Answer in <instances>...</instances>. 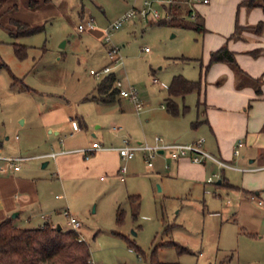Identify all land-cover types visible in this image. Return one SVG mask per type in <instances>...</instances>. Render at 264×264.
<instances>
[{"label": "rangeland", "instance_id": "obj_1", "mask_svg": "<svg viewBox=\"0 0 264 264\" xmlns=\"http://www.w3.org/2000/svg\"><path fill=\"white\" fill-rule=\"evenodd\" d=\"M33 1L39 8L29 9V0H8L0 6V135L9 138L3 140L2 149L9 155L33 156L18 162L21 185H8L0 194V208H16L4 218L19 228L51 223L72 230L62 214L68 209L80 222L76 231L89 246L91 264H264V208L250 200L251 193L245 197L217 185L221 173L212 161L205 165L204 181H191L170 174L157 154L147 166L138 152L121 161L127 169L124 181L105 171L72 180L57 173L53 160L36 156L58 150L70 134L74 137L65 148L92 138L106 147L121 146L123 138L149 145L155 137L177 143L206 139L205 126H191L200 118L194 93L176 99L189 107L183 116H169L162 104L173 76L198 80L200 63L209 54L207 31L160 25L162 20L149 17L124 22L105 42L101 30L140 7L143 0ZM13 3L17 9L8 12L11 7L6 6ZM200 5L192 7L195 16ZM81 7L93 20L91 32L77 31L83 21L78 15ZM184 20L190 24L195 18ZM16 22L43 30L14 37ZM16 47L24 57L16 56ZM111 47L118 48L119 63L110 64L116 80L123 88L134 87L145 105L137 113L132 102L122 98L127 115L122 123H113L110 116L98 119L90 100L96 96L93 88L98 80L89 70L109 63ZM72 106L83 116L87 131L71 130L66 115H72ZM113 125L121 130L112 131ZM207 143L208 139L204 146ZM46 161L48 165L42 167ZM247 161L245 154L233 163L250 166ZM214 174L219 177L206 183ZM12 175L0 161V176ZM225 176L238 184L241 173L225 170ZM17 210L20 213L12 218Z\"/></svg>", "mask_w": 264, "mask_h": 264}, {"label": "crops", "instance_id": "obj_2", "mask_svg": "<svg viewBox=\"0 0 264 264\" xmlns=\"http://www.w3.org/2000/svg\"><path fill=\"white\" fill-rule=\"evenodd\" d=\"M48 1L49 0H46L43 4H47ZM240 2L241 0H209L207 4H201L196 7V12L204 17L203 20L207 31L204 34V40H206V43L208 42L207 45L205 44V49L209 54L207 58L202 61V64L206 65L210 53L226 43L228 49L234 52L235 60L239 67V70H234L229 65L220 62L213 63L208 67L202 78L203 88L199 98L202 105L199 108L196 106L198 97L194 93L196 99L195 106L198 115H200L199 120H197L200 124H198L196 128L199 125L205 126L206 128L208 145L204 146V148L207 152L214 156L217 155L219 159L233 165L234 167L252 169L264 165V13L259 7L251 9L240 7L237 9ZM29 5L30 0L27 2V6L29 9H32ZM6 7H11L7 10L8 12H14L17 9L15 3ZM78 15L80 20L86 18L83 7L79 9ZM87 18L92 19L91 17ZM258 23H261L260 27L257 26ZM235 25L238 26L236 37L228 39L234 32ZM92 30L93 29L84 32H91ZM101 31L103 33V30ZM112 73L115 75L114 72ZM97 83L93 88L94 91H96ZM184 98L185 96L183 98H174L179 109L187 105L182 103V105L179 104L176 99L184 100ZM121 99L122 98L117 95L112 102L106 103L102 102L99 97H96L95 99L90 98L94 105V111H96L97 118L101 119L110 116L113 123H122V121H126V108L121 105ZM116 101L118 102L117 106L115 104ZM141 102L144 107V102ZM72 108V115H66L67 123L71 126V121H75L78 126V130L76 131L80 130V132H82V128L87 131L88 126L83 116L79 114L75 107L72 106ZM162 109L166 112L163 104ZM142 111H144V108ZM166 114L168 113L166 112ZM98 119H96L97 122L99 121ZM71 130L74 132L72 126ZM111 130L119 132L121 128L113 125ZM49 132L55 134L59 133L58 130L52 129H49ZM83 134H85V132ZM91 135L94 137L93 133ZM72 137H74V135L70 134V140L63 142L58 150H52L49 153L47 152L36 155L37 158H49L53 160L54 168L57 173H59L61 177L67 179L74 180L77 178H84L91 173H99L101 171L108 172L113 177H118L119 179L118 170L122 166L120 164L123 159L119 156L116 150L118 148L117 146L106 147L92 138L81 146L73 148H65L66 146L63 147L65 143V145H70L69 143H71ZM155 138L153 144H150V146L157 143ZM8 139V137L3 138V140ZM197 139L198 138L192 140V142ZM203 139L205 140L204 144L206 145V139ZM3 140L1 142L2 147ZM13 140L17 141L14 137ZM95 141L98 142L103 149L92 152L87 158H85L82 153L76 151L78 149L89 148L91 143ZM162 142L165 141L162 140ZM192 142L188 141L184 143ZM239 142L241 145L237 146ZM211 144L213 146H211ZM235 145L239 151L238 155L234 153ZM1 153L4 156H22L15 154L9 155V153H4L3 149ZM50 153H55V156L46 157V155ZM140 153L143 155L144 159L148 155V152L145 151ZM245 154L248 157L247 162L250 166H239L233 163L241 160ZM157 155L160 156V164L165 163V168L175 177L189 179L191 181H204V168L208 161L204 164H196L192 163L188 158L172 159L167 152H159ZM22 157L32 158L33 156ZM44 163H46L45 166H47L49 162L46 161ZM218 169L220 170L221 177L235 187L231 189H235L240 194H244L245 197L247 194L251 193L260 198H264V170L242 172L235 169H221L219 167ZM225 170L241 173V178L238 184L229 182V179L225 176ZM18 171L13 172V175L10 176V178L7 177L4 179L0 176V194L8 185H16L17 187L18 185H21L22 178L16 175V172ZM100 179H102V177H100ZM120 181H124V179ZM258 206L264 208V204ZM14 209L16 208H14L13 205H10V207H1L0 221L4 219L8 212L11 210L13 211ZM20 211L21 210H17V215ZM48 224L55 226L51 223ZM76 232L81 235L79 231Z\"/></svg>", "mask_w": 264, "mask_h": 264}, {"label": "trees", "instance_id": "obj_3", "mask_svg": "<svg viewBox=\"0 0 264 264\" xmlns=\"http://www.w3.org/2000/svg\"><path fill=\"white\" fill-rule=\"evenodd\" d=\"M7 0H0V6ZM46 0H43L44 3ZM31 8H38L36 1L30 0ZM244 7L251 9L259 7L264 13V0H241L237 9ZM170 13L168 20H162L160 25H171L175 27L188 28L191 27L197 32H205L203 18L200 15H193L194 22L190 24L185 22L186 16H191L187 0H174L167 8ZM16 29L12 34L14 37H22L36 34L43 30V26L29 27L23 23L16 22ZM258 27L261 23L257 24ZM238 26L228 39L236 37ZM20 47L15 48V54L18 58L24 57V53L19 51ZM21 48H23L21 46ZM225 63L234 70H239L235 60L234 52L229 50L227 44H222L218 49L212 51L209 55L206 65L200 63V74L198 80H188L181 75L173 76L166 90L167 97L164 99V108L166 112L177 117L188 112V107L183 106L179 109L174 98L195 93L198 97L196 106L199 108L202 103L199 98L202 92V78L208 67L213 63ZM116 77L110 73L98 81L96 86V96L102 102H112L117 96V90L114 87ZM192 127L200 124L199 121L191 123ZM220 183L217 185L226 188H235L230 185L226 179L221 177ZM58 226H51L48 223L37 228H19L14 226L13 221L4 218L0 221V264H91L89 246L82 239L79 240V234L75 230L57 229ZM152 264H178L163 263L153 261Z\"/></svg>", "mask_w": 264, "mask_h": 264}, {"label": "built area", "instance_id": "obj_4", "mask_svg": "<svg viewBox=\"0 0 264 264\" xmlns=\"http://www.w3.org/2000/svg\"><path fill=\"white\" fill-rule=\"evenodd\" d=\"M174 0H143L140 7H133L129 11H127L125 14H123L119 19L111 23L107 28L103 30V34L105 35V42L110 41V35L113 31L119 29L124 22L128 20H140L144 21L147 20L149 17L152 19H158V20H168L170 18V13L168 12L167 8ZM209 0H187L189 9L191 10V18L193 17L194 13L192 10V7L196 4H207ZM162 7V11L159 12L156 6ZM94 23L93 20L90 18H85L81 23H78L77 30L79 32H84L87 30L94 29ZM147 50V49H145ZM107 58L109 60V63L104 65L99 70H89V74L93 75L98 81H100L103 77L106 75L112 73V66L111 63H119V56H118V48L111 47L107 52ZM153 82H156L155 79H153ZM114 87L117 90V95L120 98L128 99L132 104L134 105V108L137 113H141L143 110L142 102L140 101L138 97V93L136 89L132 86H129L127 88H123L122 84L119 80L114 81ZM71 126L74 131L78 130V126L75 121H71ZM15 140H18V135L14 136ZM3 140V137L0 135V161H4L5 168L9 171L15 172L19 170L18 162H23L29 157H22V156H4L2 155V146L1 142ZM156 144L153 146H150L146 143H138V142H132L128 138L122 139V145L118 147L116 150L119 154V156L123 160H130L134 158L135 154L138 152H148L147 157L144 159L147 166L151 167L152 163L150 162V159L152 158L153 154H158L159 152H167L170 158L172 159H180V158H188L192 163L196 164H204L206 161H212L214 162L219 168L221 169H235L239 171H259L264 170V165L252 169H242L234 167L233 165L218 159L214 155L210 154L204 149V142L205 140L203 138H198L192 143H165L162 142V140L158 137L155 138ZM241 143L239 142L237 146H240ZM103 147L98 142H92L91 146L87 149H78L76 151L82 153L85 158H87L92 152L101 150ZM234 153L238 155L239 151L237 148L234 149ZM55 153L47 154L46 157H54ZM126 172V167L121 166L118 170L119 179L123 180V175ZM219 177V175H212L206 179V183H212L213 177ZM250 200H255L258 205H263L264 200H262L260 197H258L255 194L250 195ZM63 216L67 218L68 224L72 228V230H77L80 227L79 220L73 216L68 209H64L62 211ZM264 225V221H263ZM79 240H82V238L79 236ZM139 256V255H138Z\"/></svg>", "mask_w": 264, "mask_h": 264}, {"label": "water", "instance_id": "obj_5", "mask_svg": "<svg viewBox=\"0 0 264 264\" xmlns=\"http://www.w3.org/2000/svg\"><path fill=\"white\" fill-rule=\"evenodd\" d=\"M45 164H46V163H43V164H42V167H45ZM217 183L219 184V183H220V180H218ZM16 215H17V213H14V214L12 215V218L15 217ZM60 228H61V227L58 225L57 229H60Z\"/></svg>", "mask_w": 264, "mask_h": 264}]
</instances>
